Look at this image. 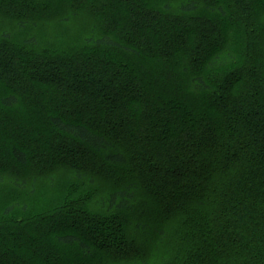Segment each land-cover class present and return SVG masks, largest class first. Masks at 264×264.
Here are the masks:
<instances>
[{"label":"trees","instance_id":"1","mask_svg":"<svg viewBox=\"0 0 264 264\" xmlns=\"http://www.w3.org/2000/svg\"><path fill=\"white\" fill-rule=\"evenodd\" d=\"M56 177L0 264H264V0H0V187Z\"/></svg>","mask_w":264,"mask_h":264},{"label":"rangeland","instance_id":"2","mask_svg":"<svg viewBox=\"0 0 264 264\" xmlns=\"http://www.w3.org/2000/svg\"><path fill=\"white\" fill-rule=\"evenodd\" d=\"M29 32H32V31L29 30ZM14 37H15V39H17L18 35L15 34ZM8 91L9 92H13V90L9 89V88H8V90L6 92H8ZM57 102H59V101H57ZM207 105H209V103H207ZM19 109L20 108H17V110H19ZM42 109H44V107ZM45 111H46V113H48V112L56 113V111L59 112L58 110H52L51 108L50 109L49 108H47V109L45 108ZM19 114L27 121H29V119H32L34 121H37L38 119H40V116H38L37 112L36 111H32V110H30L28 112H24V113L22 111V113L20 112ZM182 114L183 113H180L179 117L177 118V121L179 120V121H181V123L183 121H185V118L182 117ZM24 128H28V127H24ZM27 130H30V129H27ZM35 158H37V157H35ZM34 163H35V159H31V164H30L29 170L34 167ZM9 167L11 168L13 166L10 164ZM37 167H39V166H37ZM40 168H41V166H40ZM27 170H19V169H17V170H14V173L21 174L22 172H25ZM118 174L121 175L122 173L120 171H118ZM128 175H132V167H129L128 170H126L125 174H123L122 176L119 177V180L122 179V177H125V176H128ZM65 182H66V179L56 177L55 178V183H54L55 191H54L53 194L51 193V195H49V196H46L45 194L42 193V187L37 186V191H39L40 194H42V197H38L36 194L33 195L32 197H29L27 194H25L21 190H17V189H15V188H13L12 186H9V185H3L5 187H0V212L3 211L8 206V203H9V201L11 199L15 200L18 204H22V201H25L31 207L30 209L42 211L43 209L46 208L45 207L46 205L51 204L52 200L55 199L54 194L58 195L59 192H61V191L63 192L65 190L64 188H60L61 185L66 186ZM155 215H156V213L154 211L145 209V210H142L139 213L136 212V213L130 214L129 217L127 219H125V221L127 223L129 221H130V223L135 222V221H144L146 223H150L153 220ZM125 225L122 224L120 226L124 228ZM123 228L118 227L117 231L110 235V240L108 242L109 244L115 245V243L117 241L127 240V238H126V236L124 234V231L122 230ZM50 230L54 234L57 233L56 232L57 230H55L53 228H51ZM87 234L89 235V233H87ZM46 239H48L47 236L43 238V241L46 240ZM118 243H116V244H118ZM91 246H92V248L98 247V245L95 242H91ZM19 247H20V249H18V251H22V252L25 253L24 255H27L26 251H29V250H27L29 248L28 245L25 243L23 246L19 245ZM27 256H28L30 261L34 262L33 264H40V260L39 259L35 261V260H33L31 258V256H29V255H27ZM100 259H101V257L99 256L97 261H99ZM80 263H83V262L82 261H78V264H80Z\"/></svg>","mask_w":264,"mask_h":264}]
</instances>
